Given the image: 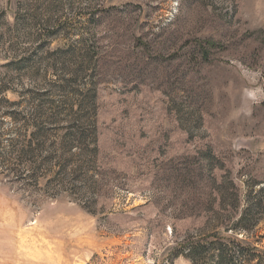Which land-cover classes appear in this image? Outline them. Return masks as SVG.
Segmentation results:
<instances>
[{
	"label": "rangeland",
	"instance_id": "rangeland-1",
	"mask_svg": "<svg viewBox=\"0 0 264 264\" xmlns=\"http://www.w3.org/2000/svg\"><path fill=\"white\" fill-rule=\"evenodd\" d=\"M2 89L0 264H171L264 187V0H0Z\"/></svg>",
	"mask_w": 264,
	"mask_h": 264
},
{
	"label": "trees",
	"instance_id": "trees-1",
	"mask_svg": "<svg viewBox=\"0 0 264 264\" xmlns=\"http://www.w3.org/2000/svg\"><path fill=\"white\" fill-rule=\"evenodd\" d=\"M4 91L0 90V96L4 95ZM0 103L8 102L2 98ZM19 105L20 103L15 104ZM36 128L39 130L32 135L31 140L24 142L22 155L25 157L33 155L36 149L44 153L47 135L43 125ZM19 144L21 143L17 142L16 145ZM225 194L230 202L229 209L239 210L242 201L241 189L231 181ZM243 200L246 207L242 216L234 223L229 221L225 229V232L233 234L232 237L222 239L218 234H204L195 242L189 239L181 242L172 251L171 264L178 258H184L190 264H264V247H261L264 242V229L258 230L264 221V187L257 191L253 187L246 188Z\"/></svg>",
	"mask_w": 264,
	"mask_h": 264
}]
</instances>
